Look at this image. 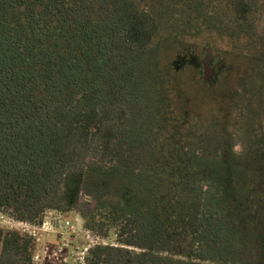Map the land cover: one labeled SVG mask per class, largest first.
I'll list each match as a JSON object with an SVG mask.
<instances>
[{"label": "trees", "instance_id": "16d2710c", "mask_svg": "<svg viewBox=\"0 0 264 264\" xmlns=\"http://www.w3.org/2000/svg\"><path fill=\"white\" fill-rule=\"evenodd\" d=\"M230 3L252 24L257 0ZM159 32L134 0H0V214L39 226L70 211L66 182L115 176L130 208L116 245H94L82 264H243L241 228L212 180L228 137L204 125L189 143L164 134L143 58ZM36 244L0 227V264H34Z\"/></svg>", "mask_w": 264, "mask_h": 264}, {"label": "rangeland", "instance_id": "374dc122", "mask_svg": "<svg viewBox=\"0 0 264 264\" xmlns=\"http://www.w3.org/2000/svg\"><path fill=\"white\" fill-rule=\"evenodd\" d=\"M134 1L160 23L143 58L168 123L164 134L189 143L204 125L228 137L212 180L241 228L249 253L243 264H264V0L247 25L235 19L230 0ZM94 183L79 190L66 182L70 211L48 212L39 226L0 214V227L36 239L34 264H82L94 245H116L117 220L130 208L115 176ZM111 211L112 230L99 235L96 223Z\"/></svg>", "mask_w": 264, "mask_h": 264}, {"label": "built area", "instance_id": "2783aa9c", "mask_svg": "<svg viewBox=\"0 0 264 264\" xmlns=\"http://www.w3.org/2000/svg\"><path fill=\"white\" fill-rule=\"evenodd\" d=\"M44 222V221H43ZM22 223V222H21ZM22 224H27V223H22ZM68 224V223H67ZM27 233V232H26ZM61 250H59V252H60ZM87 251H88V249H87ZM87 251H86V253H87Z\"/></svg>", "mask_w": 264, "mask_h": 264}]
</instances>
